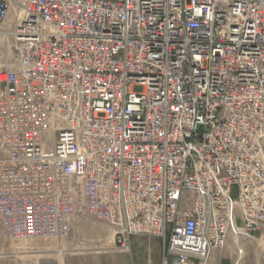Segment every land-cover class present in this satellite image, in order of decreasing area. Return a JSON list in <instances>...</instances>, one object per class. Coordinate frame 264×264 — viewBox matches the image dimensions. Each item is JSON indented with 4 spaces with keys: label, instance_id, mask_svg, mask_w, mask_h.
I'll use <instances>...</instances> for the list:
<instances>
[{
    "label": "built area",
    "instance_id": "built-area-1",
    "mask_svg": "<svg viewBox=\"0 0 264 264\" xmlns=\"http://www.w3.org/2000/svg\"><path fill=\"white\" fill-rule=\"evenodd\" d=\"M0 26V238L90 219L119 253L240 262L264 226V0H0Z\"/></svg>",
    "mask_w": 264,
    "mask_h": 264
},
{
    "label": "rangeland",
    "instance_id": "rangeland-1",
    "mask_svg": "<svg viewBox=\"0 0 264 264\" xmlns=\"http://www.w3.org/2000/svg\"><path fill=\"white\" fill-rule=\"evenodd\" d=\"M2 30L0 26V34ZM9 55L8 43L0 35V64ZM163 247L161 239L138 236L131 238L127 253H119L114 249L111 230L87 219L77 222L70 237L61 242L0 238V264H162ZM241 248L239 263H235L234 245L229 242L222 251H215V264H264V226L253 239L242 241Z\"/></svg>",
    "mask_w": 264,
    "mask_h": 264
},
{
    "label": "bare ground",
    "instance_id": "bare-ground-1",
    "mask_svg": "<svg viewBox=\"0 0 264 264\" xmlns=\"http://www.w3.org/2000/svg\"><path fill=\"white\" fill-rule=\"evenodd\" d=\"M0 35L3 36V37H6V34H5V33H1ZM62 251H64V250H58L59 253L62 252ZM70 251H71V250H70ZM58 252H57V253H58Z\"/></svg>",
    "mask_w": 264,
    "mask_h": 264
},
{
    "label": "crops",
    "instance_id": "crops-1",
    "mask_svg": "<svg viewBox=\"0 0 264 264\" xmlns=\"http://www.w3.org/2000/svg\"><path fill=\"white\" fill-rule=\"evenodd\" d=\"M215 258H216V256L214 255L210 264H215Z\"/></svg>",
    "mask_w": 264,
    "mask_h": 264
}]
</instances>
